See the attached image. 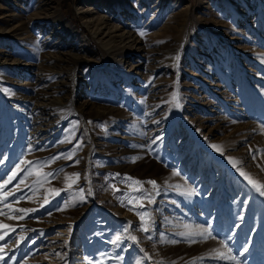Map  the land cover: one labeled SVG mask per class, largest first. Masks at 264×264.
I'll return each instance as SVG.
<instances>
[{"label": "rangeland", "instance_id": "1", "mask_svg": "<svg viewBox=\"0 0 264 264\" xmlns=\"http://www.w3.org/2000/svg\"><path fill=\"white\" fill-rule=\"evenodd\" d=\"M0 154V264H264V0H0Z\"/></svg>", "mask_w": 264, "mask_h": 264}, {"label": "snow or ice", "instance_id": "2", "mask_svg": "<svg viewBox=\"0 0 264 264\" xmlns=\"http://www.w3.org/2000/svg\"><path fill=\"white\" fill-rule=\"evenodd\" d=\"M140 35H143V33H140ZM176 106L179 107V104H177ZM160 139H161V137L157 136V137L153 140V143H156V141H158V140H160ZM79 146H80V145L77 144V145H76V148H78ZM211 147H212L213 149H215L217 152H221V151H222L221 148H220L219 146L215 145V144L211 145ZM32 148H33V146H32V145H29V151H31ZM73 155H74V152H73ZM0 156H3V154H0ZM59 158H67V159H71V156L64 157V154L61 153V154H59L58 156L54 157L53 159H59ZM6 159H7L6 156H3V158H0V165L4 164ZM133 159H135V158H133ZM21 163H26V164L31 165V164H33V163H35V162H31V161H21ZM77 163H78V161H77ZM237 170L239 171V169H237ZM19 171H21V164H16L15 169H14V170L11 172V174L8 176V179H7V180H4L3 184H0V189H3V188H4L6 185H8V184H9L14 178H16V177H17V173H18ZM25 171H26V170H25ZM174 174H178V173H174ZM240 174H241L242 176H244V178H245L246 180H248V183L251 184V185L255 188V190H256L261 196H264V185H261V184H259L257 181L251 179V178H250L246 173H244V172H240ZM45 175H46L47 177H49V178H52V177H54L55 174H54V173H45ZM74 175L79 176L78 173H77V174H74ZM116 175H118V174H116ZM149 183H152L153 185L156 184L155 181H149ZM16 191H17V192H22L23 190L20 189V188L17 186V187H16ZM81 191H83V190L81 189ZM185 194L188 195V196H191V195H193V194H197V193H196V190L193 188V189H189ZM15 195H16L15 192H11V191H9V192H5L4 195H3V197L0 198V202H3L4 200H7V198L10 197V196H11V197H15ZM144 195L147 196L148 194H147V193H144ZM45 203H48L47 199H45ZM244 203H247V202L244 201ZM19 211L27 213V212H29V211H34V210L20 209ZM9 227H10L9 225L0 224V228H5V229H6V228H9ZM209 227H211V226H209ZM143 230H144V231H147L148 229H147V227H145ZM13 231H14V229H13ZM199 234H200V235H204V233H199ZM7 235H8L7 232H5L4 235H0V240H4L5 237H6ZM180 235L183 236V235H186V234H185V233H180ZM187 235L190 237L191 234H187ZM207 236H211V232H207ZM207 236H206L205 238H207ZM131 239L135 240L136 238H135V237H131ZM231 239H232V237L229 236V237H227L226 240H222V241H221V244H222L225 248L228 249V253H232V251H233L232 248L228 247V241H230ZM119 240H120V236H117V237H115V239H114L112 242H113V243H116V242H118ZM171 242H172V243H175L176 241H171ZM65 245H67V241H65ZM247 251H248V248H247L246 246H244V247H243V251H242V252H239L237 255H228V256H225L223 253H221L220 256H219L218 258H221V259H229V260L235 261L236 264H246V261H245V262H242V261L240 260V257H242V256L244 255V253L247 252ZM0 253H3V254H0V261H4V256L6 255V253H4L3 248H0ZM57 255H59V254H57ZM67 255H68L67 253H64L63 256H61V259L65 261V264H67V260H66ZM100 255H101L102 258H104V254H103V253L100 254ZM145 255H147V253H146ZM10 259H15V257H11ZM85 260L88 262V264H102V259H97V260H95V262H93V260H92L91 258H89V257H85ZM5 264H6V262H5Z\"/></svg>", "mask_w": 264, "mask_h": 264}]
</instances>
